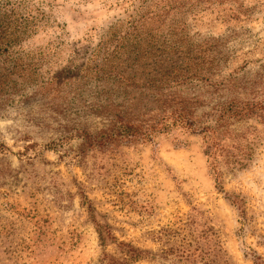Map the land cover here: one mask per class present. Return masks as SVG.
<instances>
[{
  "label": "rangeland",
  "instance_id": "1",
  "mask_svg": "<svg viewBox=\"0 0 264 264\" xmlns=\"http://www.w3.org/2000/svg\"><path fill=\"white\" fill-rule=\"evenodd\" d=\"M2 4L38 30L0 57V264H264V0H166L162 24L206 50L205 79L172 90L194 128L168 120L152 143L100 147L84 133L142 90L80 71L113 26L157 4ZM129 111L146 127L157 114Z\"/></svg>",
  "mask_w": 264,
  "mask_h": 264
},
{
  "label": "trees",
  "instance_id": "2",
  "mask_svg": "<svg viewBox=\"0 0 264 264\" xmlns=\"http://www.w3.org/2000/svg\"><path fill=\"white\" fill-rule=\"evenodd\" d=\"M165 1L151 0V4H157L156 7L147 6L141 15L113 26L101 38L91 58L80 71L84 79L90 77L112 81L120 88L130 90L140 88V99L131 96L130 106L142 103L145 108L148 104H155L157 114L146 127L147 122L136 123L133 120V113L129 111L131 107L116 111L111 116L114 121L110 119L108 130H102L96 136L84 133L90 145L100 147L116 140L152 143L157 135L170 129L168 120H173L172 127L194 128L189 114L174 101L175 93L172 90L205 79L202 65L206 50L184 46V32L177 28V24H162V18L171 9L162 5ZM37 23L33 16L21 14L15 5H0V57L35 35ZM152 89L155 93H149ZM151 94H154L153 100L149 99ZM107 264L128 263L109 260Z\"/></svg>",
  "mask_w": 264,
  "mask_h": 264
}]
</instances>
